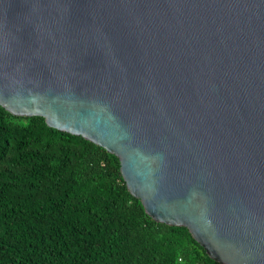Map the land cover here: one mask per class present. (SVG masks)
Returning <instances> with one entry per match:
<instances>
[{
	"label": "water",
	"instance_id": "1",
	"mask_svg": "<svg viewBox=\"0 0 264 264\" xmlns=\"http://www.w3.org/2000/svg\"><path fill=\"white\" fill-rule=\"evenodd\" d=\"M0 104L115 152L220 263L264 264V0H0Z\"/></svg>",
	"mask_w": 264,
	"mask_h": 264
},
{
	"label": "trees",
	"instance_id": "2",
	"mask_svg": "<svg viewBox=\"0 0 264 264\" xmlns=\"http://www.w3.org/2000/svg\"><path fill=\"white\" fill-rule=\"evenodd\" d=\"M0 264H222L152 218L115 152L0 104Z\"/></svg>",
	"mask_w": 264,
	"mask_h": 264
}]
</instances>
